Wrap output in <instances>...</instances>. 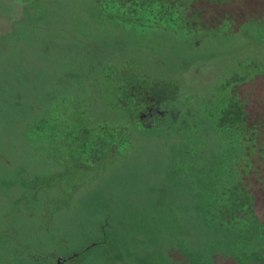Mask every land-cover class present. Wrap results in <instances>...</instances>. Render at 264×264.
<instances>
[{
	"label": "rangeland",
	"instance_id": "1",
	"mask_svg": "<svg viewBox=\"0 0 264 264\" xmlns=\"http://www.w3.org/2000/svg\"><path fill=\"white\" fill-rule=\"evenodd\" d=\"M98 2L56 1L41 55L0 40L14 51L0 56V264H185L205 244L194 216L212 210L165 136L212 114L223 128L240 100L251 119L264 97V0L234 2L188 38L115 22ZM106 134L135 147L114 152Z\"/></svg>",
	"mask_w": 264,
	"mask_h": 264
},
{
	"label": "trees",
	"instance_id": "2",
	"mask_svg": "<svg viewBox=\"0 0 264 264\" xmlns=\"http://www.w3.org/2000/svg\"><path fill=\"white\" fill-rule=\"evenodd\" d=\"M56 1L58 0H0V40H18L19 46L34 50L32 52L35 56L39 53L41 55L39 43L43 45L48 41L44 36L46 27L42 22L44 18L51 21L59 17ZM98 1L96 10L103 17H111L115 22L125 23L131 28L163 29L177 35L184 34L183 38H188L192 29L217 26L221 17L232 10V3L235 2L236 5L237 1L245 3L247 0ZM41 5H44L46 15ZM34 8L36 11H33ZM41 17L43 18L37 19ZM51 28L57 26L53 25ZM12 49L6 48L0 52V56L14 52ZM106 57L102 55V60H97L98 67L95 65L96 77L99 78L95 83L98 85L103 78V70L98 71V68L103 69ZM86 69L88 79H93V72L90 70L94 67ZM87 71L79 75L85 76ZM242 102L243 100L236 102L233 111L222 120L223 128L216 127L214 114L207 119L203 115L202 123L197 128L195 126L190 130L185 123H179L182 124L179 128L185 130L176 135L165 136L168 137L171 147L181 144L175 153L170 154L174 161L177 159L176 166L179 170L175 165L173 167L180 174L188 171V175L203 179V187L206 185L204 199L209 201L207 203L212 210L208 213L197 211L195 214L194 219L198 220L194 225L205 229L202 233L205 244H191L194 252H188V261L185 264H217L214 254L223 258L229 256L237 264H264V97L257 103V115H252L251 119L245 103ZM115 109L116 112L125 113L130 119L129 112ZM217 115L216 113V117ZM245 116L248 124L242 119ZM171 118V124L179 121L175 115ZM115 120L116 118L112 122L115 123ZM208 122L212 125L209 129H213L206 133ZM116 124L118 126L115 127L120 128L119 121ZM133 129L137 130L136 127ZM106 135H110L106 144L110 150L115 149L114 152L118 148L126 150L135 147V140L128 139L126 143L119 145L113 142L116 136ZM96 158L99 159L97 162H101V156ZM188 166L193 167L188 169ZM196 182L201 183L198 178Z\"/></svg>",
	"mask_w": 264,
	"mask_h": 264
},
{
	"label": "water",
	"instance_id": "3",
	"mask_svg": "<svg viewBox=\"0 0 264 264\" xmlns=\"http://www.w3.org/2000/svg\"><path fill=\"white\" fill-rule=\"evenodd\" d=\"M63 261H64V259L62 261H59V264H63Z\"/></svg>",
	"mask_w": 264,
	"mask_h": 264
}]
</instances>
